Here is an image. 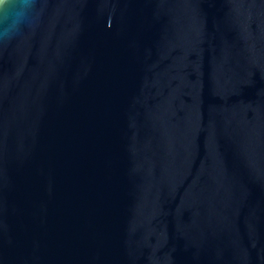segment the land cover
Returning a JSON list of instances; mask_svg holds the SVG:
<instances>
[{
  "label": "water",
  "instance_id": "water-1",
  "mask_svg": "<svg viewBox=\"0 0 264 264\" xmlns=\"http://www.w3.org/2000/svg\"><path fill=\"white\" fill-rule=\"evenodd\" d=\"M0 264H264V0H40L0 44Z\"/></svg>",
  "mask_w": 264,
  "mask_h": 264
},
{
  "label": "clouds",
  "instance_id": "clouds-1",
  "mask_svg": "<svg viewBox=\"0 0 264 264\" xmlns=\"http://www.w3.org/2000/svg\"><path fill=\"white\" fill-rule=\"evenodd\" d=\"M7 0H0V12L3 16L0 17V24H4L3 31H0V44L6 43L22 34L23 30L31 25L36 10L39 7L40 0H16L14 7H21L22 11L17 15L11 23H9L8 10H4L3 6Z\"/></svg>",
  "mask_w": 264,
  "mask_h": 264
}]
</instances>
